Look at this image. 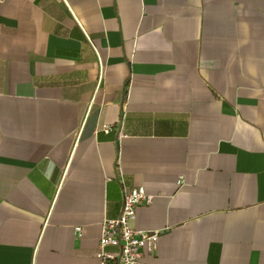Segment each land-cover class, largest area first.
Wrapping results in <instances>:
<instances>
[{
	"label": "crops",
	"instance_id": "1",
	"mask_svg": "<svg viewBox=\"0 0 264 264\" xmlns=\"http://www.w3.org/2000/svg\"><path fill=\"white\" fill-rule=\"evenodd\" d=\"M137 186L142 264H264V0H0V264H100Z\"/></svg>",
	"mask_w": 264,
	"mask_h": 264
},
{
	"label": "built area",
	"instance_id": "2",
	"mask_svg": "<svg viewBox=\"0 0 264 264\" xmlns=\"http://www.w3.org/2000/svg\"><path fill=\"white\" fill-rule=\"evenodd\" d=\"M109 128L108 125L104 126L106 132ZM153 198L143 186L125 189L120 214L104 219L101 224L96 254L100 264H142L146 254L155 253L160 232L144 231L133 224L137 209L152 204ZM76 230L81 232V227ZM108 247H113L115 251H107Z\"/></svg>",
	"mask_w": 264,
	"mask_h": 264
},
{
	"label": "trees",
	"instance_id": "3",
	"mask_svg": "<svg viewBox=\"0 0 264 264\" xmlns=\"http://www.w3.org/2000/svg\"><path fill=\"white\" fill-rule=\"evenodd\" d=\"M128 85H129V82L126 84V87L124 89L126 93H127Z\"/></svg>",
	"mask_w": 264,
	"mask_h": 264
}]
</instances>
